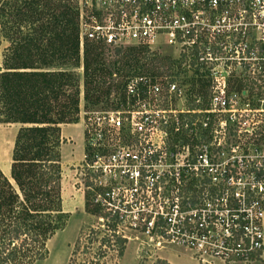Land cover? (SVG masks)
<instances>
[{
  "label": "built area",
  "instance_id": "2783aa9c",
  "mask_svg": "<svg viewBox=\"0 0 264 264\" xmlns=\"http://www.w3.org/2000/svg\"><path fill=\"white\" fill-rule=\"evenodd\" d=\"M73 2L79 46L165 47L182 69H207L206 95L202 101L192 95L191 108L177 72L132 76L116 107L79 111L84 152L78 173L92 203L115 217L117 232L129 227L155 245L184 247L200 264L259 263L264 126L225 139L224 121H236L237 110L227 107L226 80L213 70V53L217 36H250L254 48L242 47L264 68V0ZM239 111L244 125L248 112L264 109Z\"/></svg>",
  "mask_w": 264,
  "mask_h": 264
},
{
  "label": "trees",
  "instance_id": "16d2710c",
  "mask_svg": "<svg viewBox=\"0 0 264 264\" xmlns=\"http://www.w3.org/2000/svg\"><path fill=\"white\" fill-rule=\"evenodd\" d=\"M0 35L8 42L0 70V123L19 125L9 176L0 171V264H33L46 255L47 241L67 221L60 196L59 125L77 122L80 92L83 107L96 105L111 89L119 91L120 99L128 78L115 82L114 77L122 70L137 66L140 73L158 76L160 68L174 64L169 56L138 64L148 51L145 46L107 49L88 41L79 46L73 0H0ZM109 56L114 59L106 65ZM62 66L80 67L81 81L71 70L56 69ZM87 193L84 211L99 216L105 229L100 238L99 230H89L86 236L94 235L89 250L94 241L103 257L100 246L115 244L121 256L126 238L117 232L115 217L87 201L92 198Z\"/></svg>",
  "mask_w": 264,
  "mask_h": 264
},
{
  "label": "rangeland",
  "instance_id": "374dc122",
  "mask_svg": "<svg viewBox=\"0 0 264 264\" xmlns=\"http://www.w3.org/2000/svg\"><path fill=\"white\" fill-rule=\"evenodd\" d=\"M216 42L220 43V47L214 51L215 68L214 72L224 75L226 80V96L229 100L228 108H234L237 110L236 121L225 120L227 126L226 137L227 140H237L242 138L241 133L243 129L250 126L261 127L264 126V111L263 112H248L246 116L247 122L242 125V112L243 109H264V68L257 66V55L250 50H244L243 44L246 42L248 48H254V39L250 36L243 37L238 33H231L228 37L221 36L216 37ZM215 42V43H216ZM8 46L7 40L0 35V70L3 68L2 61L5 54L6 47ZM126 48V47H125ZM124 48V50H125ZM163 56L173 57L170 50L165 47H158L152 51L148 49L144 56L138 57V64L145 63L149 59H159ZM114 57L109 56L105 60V64L109 65V62ZM172 59V58H171ZM173 66L169 70H165L164 67L160 68L163 71L161 75L169 73H179L178 79L180 86L186 89V102L185 106L188 107L191 103L192 95L197 90L203 94L206 87L207 74L205 69H182L178 65L174 58ZM120 65V63H117ZM148 68V67H147ZM59 70H71L75 73L79 82L81 81V68L80 67H68L62 66L56 68ZM184 70V71H183ZM190 70L189 72H187ZM152 69L149 70L151 72ZM141 71L137 66H132L129 70H122L114 77L115 82L124 81L127 78L137 75H145L146 77L156 78L158 76H150ZM81 89V85H80ZM246 90V93L244 92ZM119 91L111 89L108 96H103L99 102L94 106L83 107L84 101L81 99V92L79 94V111H89L95 109H109L116 107L121 98L119 99ZM203 97H201V101ZM178 102L174 101L172 105L178 108ZM241 115V116H239ZM221 117H225L223 114ZM80 120V114H78L77 122ZM215 124H218V119L215 120ZM18 124L0 123V171L8 175V168L10 159H7V153L4 152V148L7 150L10 146V141L13 140ZM77 131V129H76ZM220 137L217 130L216 139ZM12 146V145H11ZM11 152V148H10ZM79 155V154H78ZM10 157V156H9ZM81 161L73 163L65 170L61 171L60 181V196L61 207L64 212H67V221L65 226L57 231L46 243L47 253L39 260H36L33 264H67L70 253L77 246L78 250L73 255L70 264H165L153 256V250L165 246L164 252L173 253L175 251H182L184 247L174 244H159L155 245L148 240L139 230H134L129 227L119 226V230L125 238L124 249L121 256H116L114 249L116 245H112L111 249L100 246V249L105 250L103 257H98L95 247L97 243L93 241V251H90V245L88 239L94 236L93 234L87 237L90 229L99 230L97 237H101L104 229L103 220L95 215L84 211V202L86 201L85 179L84 176L78 173L80 169ZM76 169V171H75ZM87 201H92L87 199ZM82 204V207H81ZM86 247V248H84ZM182 248V249H181ZM85 249V250H83ZM99 249V250H100ZM186 249V248H184ZM82 250V252H81ZM187 250V249H186ZM85 251H87L85 253ZM188 251V250H187Z\"/></svg>",
  "mask_w": 264,
  "mask_h": 264
},
{
  "label": "crops",
  "instance_id": "0c3cea01",
  "mask_svg": "<svg viewBox=\"0 0 264 264\" xmlns=\"http://www.w3.org/2000/svg\"><path fill=\"white\" fill-rule=\"evenodd\" d=\"M7 124H16V123H7ZM59 135L61 140L63 141L59 145L60 168L62 171L68 168L69 166L73 165V163L82 160V156L84 152V142H83L81 119L76 123L60 124ZM9 141H10L9 148L7 150L4 148V152L7 153V159H10L9 157L11 155L10 148H12L11 145L13 143V140L11 142V139H9ZM8 164H10V162ZM2 174L5 175L6 177L9 176V172L8 175L5 173ZM263 227H264V218H263ZM165 246L167 245H163L160 248L153 250L154 251L153 256H155V259H158L165 264H200L191 257L190 252L187 251L186 249L181 248L182 251H175L173 253H169V252H164L165 251L164 249L166 248ZM257 264H264V257Z\"/></svg>",
  "mask_w": 264,
  "mask_h": 264
}]
</instances>
